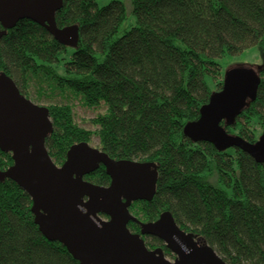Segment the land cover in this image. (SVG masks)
Here are the masks:
<instances>
[{
    "label": "trees",
    "instance_id": "trees-1",
    "mask_svg": "<svg viewBox=\"0 0 264 264\" xmlns=\"http://www.w3.org/2000/svg\"><path fill=\"white\" fill-rule=\"evenodd\" d=\"M131 2L137 24L116 37L128 16L122 0L104 6L64 0L57 23L79 28L75 46L22 19L0 38V73L34 102L70 93L87 107L106 106L92 120L98 129L89 130L77 123L72 103L48 104L54 128L46 146L59 165L72 144L90 143L93 135L112 158L153 161L158 190L130 207L139 220L170 210L182 229L202 234L226 262L264 264V164L239 148L219 151L184 133L211 93L223 88L220 59L252 46L263 55L257 99L227 129L252 142L263 133L264 0ZM13 163L12 153L0 149V172ZM85 178L103 186L112 181L104 166ZM32 202L18 183L0 177V264H81L42 234ZM129 229L139 233L141 226L130 221ZM145 239L173 255L158 237Z\"/></svg>",
    "mask_w": 264,
    "mask_h": 264
},
{
    "label": "water",
    "instance_id": "water-1",
    "mask_svg": "<svg viewBox=\"0 0 264 264\" xmlns=\"http://www.w3.org/2000/svg\"><path fill=\"white\" fill-rule=\"evenodd\" d=\"M64 0H0V38L24 18L48 29L65 46H75L79 28L59 27L56 15ZM263 65H234L225 70L223 88L211 93L190 121L185 135L209 142L219 151L239 148L264 164V131L252 142L228 131L257 99ZM48 106L21 93L9 75L0 73V149L12 153L13 164L0 177H9L32 197V211L42 234L66 246L81 264H232L202 234L182 229L170 210L156 220L142 221L130 210L133 202L150 201L158 188L159 167L153 161L112 158L87 141L71 145L59 165L47 149L53 130ZM104 166L111 178L103 186L85 176ZM130 221L141 226L136 233ZM145 236L164 241L150 248Z\"/></svg>",
    "mask_w": 264,
    "mask_h": 264
},
{
    "label": "rangeland",
    "instance_id": "rangeland-1",
    "mask_svg": "<svg viewBox=\"0 0 264 264\" xmlns=\"http://www.w3.org/2000/svg\"><path fill=\"white\" fill-rule=\"evenodd\" d=\"M99 4V6H104L105 4H108L110 0H96ZM124 2V5H126V10H127V19L120 25V30L116 34L117 36H120L126 29H130L132 25L137 24V17L136 15L133 14V4L131 0H122ZM98 54V53H97ZM100 56V55H99ZM263 55L260 53L259 49L257 46H252L249 48L244 49L241 51V53L238 54H228L220 59L221 65L223 66V70L230 68L231 66L234 65H259L262 62ZM35 92V91H34ZM32 93L33 99L37 97L35 93ZM73 94L69 95H62L58 94L55 96H50V98H43V99H36L35 101L38 102L41 105L48 106L49 103L54 102L58 103H72L74 105V116L76 118L77 123L80 126H83L89 130H96L98 129V126H96L93 123V118L97 116L98 113H102L106 111V106L102 105V107L99 108H94V107H87L82 103L81 100L76 99ZM99 137L96 135H93V139L90 142V144L93 146L99 147ZM146 240V239H145ZM168 258L170 260L175 259V253L173 255H168Z\"/></svg>",
    "mask_w": 264,
    "mask_h": 264
},
{
    "label": "flooded vegetation",
    "instance_id": "flooded-vegetation-1",
    "mask_svg": "<svg viewBox=\"0 0 264 264\" xmlns=\"http://www.w3.org/2000/svg\"><path fill=\"white\" fill-rule=\"evenodd\" d=\"M171 252V251H170ZM167 254V253H166ZM173 254V253H172ZM168 256V255H167ZM175 257H176V255H175Z\"/></svg>",
    "mask_w": 264,
    "mask_h": 264
}]
</instances>
